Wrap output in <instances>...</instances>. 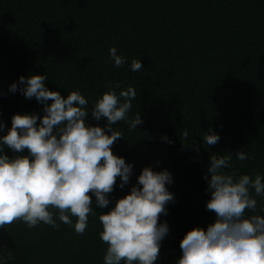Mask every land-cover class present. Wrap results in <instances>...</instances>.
Returning a JSON list of instances; mask_svg holds the SVG:
<instances>
[{"label": "trees", "instance_id": "1", "mask_svg": "<svg viewBox=\"0 0 264 264\" xmlns=\"http://www.w3.org/2000/svg\"><path fill=\"white\" fill-rule=\"evenodd\" d=\"M112 47L127 59L122 67L111 61ZM133 59L142 63L139 72L130 71ZM43 74L50 91L66 97L78 90L90 104L116 83L117 94L137 90L129 119L139 112L143 123L136 130L127 121L113 126L124 139L112 152L133 165L130 182L121 189L117 178L108 208H96L95 197L92 207L109 211L144 167L166 169L174 202L160 217L169 232L156 264H175L184 235L214 219L203 179L210 155L243 150L251 158L234 159V168L264 176V0H0V135L12 115L42 114L35 99L8 88L21 76ZM86 123L106 121L93 120L89 105ZM209 128L220 137L214 146L201 140ZM98 215L82 235L59 220L58 229L19 221L0 228V264H103Z\"/></svg>", "mask_w": 264, "mask_h": 264}, {"label": "clouds", "instance_id": "2", "mask_svg": "<svg viewBox=\"0 0 264 264\" xmlns=\"http://www.w3.org/2000/svg\"><path fill=\"white\" fill-rule=\"evenodd\" d=\"M108 54L115 67L127 63L114 47ZM140 70L141 61L133 59L130 71ZM47 79L46 74L21 76L8 88L9 93L35 99L42 105V114H14L10 128L0 135V228L19 221L28 228L43 223L58 229L59 220L82 235L89 217L99 214V238L107 246L103 264H156L169 232L160 217L174 202L167 187L173 180L166 169L156 172L144 167L129 192L109 211L96 212L92 207L95 197L96 208H108L117 178L121 189L130 182L133 165L112 152V146L124 139L113 126L127 121L129 130H136L143 123L139 112L129 119L137 90L128 87L117 94L116 83L90 104L78 90L66 97L50 91L45 87ZM4 95L0 91V97ZM89 105L91 118H103L104 127L86 123ZM4 129L0 121V132ZM181 140L183 147L189 146L187 130ZM201 140L214 146L220 137L209 128ZM194 150L198 154L200 147ZM250 158L243 150L209 156L203 179L210 199L205 207L214 219L206 228L195 227L184 235L175 264H264V202L255 198L264 201V176L240 174L233 166L234 159Z\"/></svg>", "mask_w": 264, "mask_h": 264}]
</instances>
